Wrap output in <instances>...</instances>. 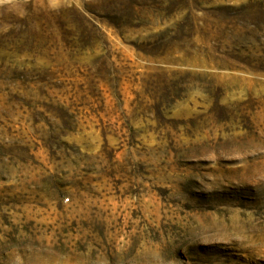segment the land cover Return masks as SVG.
I'll list each match as a JSON object with an SVG mask.
<instances>
[{"label":"rangeland","instance_id":"rangeland-1","mask_svg":"<svg viewBox=\"0 0 264 264\" xmlns=\"http://www.w3.org/2000/svg\"><path fill=\"white\" fill-rule=\"evenodd\" d=\"M0 264H264V0H0Z\"/></svg>","mask_w":264,"mask_h":264},{"label":"built area","instance_id":"built-area-1","mask_svg":"<svg viewBox=\"0 0 264 264\" xmlns=\"http://www.w3.org/2000/svg\"><path fill=\"white\" fill-rule=\"evenodd\" d=\"M65 203H69V200H65Z\"/></svg>","mask_w":264,"mask_h":264}]
</instances>
